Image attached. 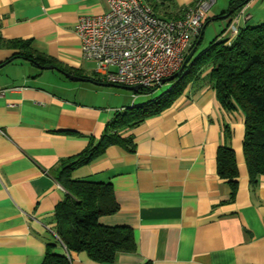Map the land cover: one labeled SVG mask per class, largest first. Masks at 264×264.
Wrapping results in <instances>:
<instances>
[{"label":"crops","instance_id":"obj_1","mask_svg":"<svg viewBox=\"0 0 264 264\" xmlns=\"http://www.w3.org/2000/svg\"><path fill=\"white\" fill-rule=\"evenodd\" d=\"M195 1L162 4L182 10ZM216 1L206 23L228 8L227 0L213 7ZM99 8V0H0V39L29 41L31 51L51 61H6L18 50L0 43V264H41L55 236V207L65 196L54 177L60 160L97 139L115 115L109 86L87 80L74 86L63 74L96 81L93 67H82L88 61L80 58L75 24L78 14ZM224 20L221 32L232 20L238 28L262 23L264 0H249ZM47 65L58 69L40 67ZM207 71L168 109L121 131L132 135L133 151L109 145L72 172L76 180L111 184L118 208L99 215L98 223L134 231L135 250L118 253L113 264H264V175L250 185L241 149L243 114L217 101ZM219 146L234 151L232 200L216 173ZM71 264L108 263L76 252Z\"/></svg>","mask_w":264,"mask_h":264},{"label":"trees","instance_id":"obj_2","mask_svg":"<svg viewBox=\"0 0 264 264\" xmlns=\"http://www.w3.org/2000/svg\"><path fill=\"white\" fill-rule=\"evenodd\" d=\"M144 1L157 16L167 19L181 18L187 9L169 10L168 6H163L164 0ZM248 1L229 0L226 12L220 15L229 13L227 18L231 19ZM159 9L164 16L159 14ZM223 31L205 49L197 52V45L183 72L168 82L170 87L161 95L116 112L97 139L91 137L81 152L60 160L54 177L65 190V196L55 207V236L54 240L46 243L41 264H71L76 252H84L92 261L113 264L118 253L135 250L132 228L98 223L99 215L113 213L118 208L111 184L76 180L72 172L100 157L109 145L133 151L132 135L122 136L121 131L168 109L186 84L207 69L204 79L214 89L217 101L229 110L237 107L243 114L241 149L249 183L251 186L257 184L258 178L264 175V22L239 28L231 40L221 37ZM0 43L18 50L6 61L20 57L39 65L51 63L31 51L29 41L0 39ZM2 64L4 62L0 66ZM96 81L100 80L96 78ZM156 86L140 88L135 93L149 92ZM215 162L216 173L228 183L232 200L238 179L234 151L227 146H219ZM58 247H63L64 252H57Z\"/></svg>","mask_w":264,"mask_h":264},{"label":"built area","instance_id":"obj_3","mask_svg":"<svg viewBox=\"0 0 264 264\" xmlns=\"http://www.w3.org/2000/svg\"><path fill=\"white\" fill-rule=\"evenodd\" d=\"M214 1L196 0L181 18L167 19L143 0H99L97 12L76 18L80 58L102 82L152 88L180 68ZM238 30L232 20L221 37L231 40Z\"/></svg>","mask_w":264,"mask_h":264},{"label":"rangeland","instance_id":"obj_4","mask_svg":"<svg viewBox=\"0 0 264 264\" xmlns=\"http://www.w3.org/2000/svg\"><path fill=\"white\" fill-rule=\"evenodd\" d=\"M220 1L224 2V0H217L213 7H216V6L218 7L220 4ZM228 3H229V0L226 1L225 6H227ZM213 7H212V9H213ZM158 12H159V14L164 16V14L161 12L160 9L158 10ZM203 21H205V19ZM224 27H225V20L224 19H215V20L209 21V23H207V25L204 29L203 36H202V38L198 44L197 52L205 49L210 44V42L220 34L221 30ZM20 60H21V58L15 59V61H20ZM82 67L84 70H89V68L92 69L93 63L92 62H84ZM44 71L50 72L52 70H50V71L44 70ZM45 74H48V73H45ZM67 79H64L65 82H67L68 84L69 83L73 84L74 86H79V84H81V83L87 84L86 82H83V81H69L70 79L69 78H67ZM167 86H168V84L166 82V83L161 84L160 87H157L153 92H146V93H135L134 91L126 90V89H123L120 87H115V86L106 87V90L108 92V96L110 98H112L113 112L116 113V112H121V111L125 110L126 108H129L133 105H138L139 103H141L144 100H147L149 98L152 99V98L156 97L157 95H161L167 89ZM121 105H123V106H121Z\"/></svg>","mask_w":264,"mask_h":264},{"label":"water","instance_id":"obj_5","mask_svg":"<svg viewBox=\"0 0 264 264\" xmlns=\"http://www.w3.org/2000/svg\"><path fill=\"white\" fill-rule=\"evenodd\" d=\"M229 16V13H226L224 15H219L218 18L221 19V18H224L226 19L227 17ZM207 23L206 22H203L202 26H201V29H200V33H199V36H198V39L196 41V43L194 44V46L189 50V52L187 53V55L185 56L180 68L171 76L167 77V78H164L161 83H165V82H168L170 80H172L173 78L177 77L178 75H180L186 64L189 62V60L191 59V57L193 56V53L195 52V49L198 45V43L200 42V39L202 37V34H203V30H204V27ZM40 67H44V68H55V69H58L57 67L53 66V65H47V66H40ZM63 74L65 76H67L69 79L71 80H74V81H90V82H93L97 85H102V86H115V87H120V88H123V89H126V90H130V91H139L140 90V86L138 85H135V86H125V85H119V84H112V83H108V82H102V81H94L92 79H88V78H83V77H78V76H74L72 74H69V73H65L63 72Z\"/></svg>","mask_w":264,"mask_h":264}]
</instances>
